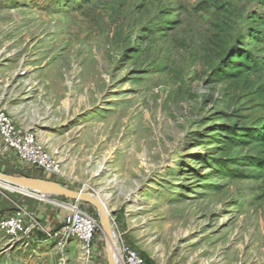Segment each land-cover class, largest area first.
<instances>
[{"label":"rangeland","instance_id":"rangeland-1","mask_svg":"<svg viewBox=\"0 0 264 264\" xmlns=\"http://www.w3.org/2000/svg\"><path fill=\"white\" fill-rule=\"evenodd\" d=\"M0 105L65 177L0 172L100 195L147 264H264V0H0ZM35 235L0 264H79Z\"/></svg>","mask_w":264,"mask_h":264},{"label":"built area","instance_id":"built-area-1","mask_svg":"<svg viewBox=\"0 0 264 264\" xmlns=\"http://www.w3.org/2000/svg\"><path fill=\"white\" fill-rule=\"evenodd\" d=\"M0 157L15 158L20 163L36 168L44 177H65L57 156L47 149L36 133L20 126L1 105ZM0 190L37 196L34 192H23L3 184H0ZM56 203L66 209L62 225L58 229L44 228L31 213L20 207L9 214L0 216V235L9 238L11 241H20L26 237L29 239L35 232H44L47 239L60 246L74 240L80 248L79 264H94L96 234L101 230L99 221L81 206V202ZM117 260L119 264H147L139 252L122 239L118 240Z\"/></svg>","mask_w":264,"mask_h":264},{"label":"water","instance_id":"water-1","mask_svg":"<svg viewBox=\"0 0 264 264\" xmlns=\"http://www.w3.org/2000/svg\"><path fill=\"white\" fill-rule=\"evenodd\" d=\"M0 184L14 187L23 192H34L37 196L62 197L68 201L87 203L98 211L99 224L106 237V252L109 264H119L113 242L115 237L112 212L109 210L104 199L98 194L85 193L61 185L58 182L42 178H32L25 175H9L0 172Z\"/></svg>","mask_w":264,"mask_h":264},{"label":"crops","instance_id":"crops-1","mask_svg":"<svg viewBox=\"0 0 264 264\" xmlns=\"http://www.w3.org/2000/svg\"><path fill=\"white\" fill-rule=\"evenodd\" d=\"M6 192V195H0V216L9 214L14 210L22 207L29 213H31L46 229L55 230L62 225L64 214L66 211H63V209L56 202H63L65 198L55 197V203L51 204L46 203L37 196H30L24 193L13 191ZM35 234L38 235V237L36 238L40 239V241H44L41 242L43 244H38L40 248L42 245H44L46 249L49 244L54 243V241L48 240L44 233L42 234L35 232L32 234V238ZM33 242H35V244L39 243L38 240ZM39 254L40 256H48L50 253H48L47 251H40Z\"/></svg>","mask_w":264,"mask_h":264},{"label":"bare ground","instance_id":"bare-ground-1","mask_svg":"<svg viewBox=\"0 0 264 264\" xmlns=\"http://www.w3.org/2000/svg\"><path fill=\"white\" fill-rule=\"evenodd\" d=\"M113 242H114V246H115V250H116V256H117V253H118V244H117V241H116L115 237H113Z\"/></svg>","mask_w":264,"mask_h":264},{"label":"trees","instance_id":"trees-1","mask_svg":"<svg viewBox=\"0 0 264 264\" xmlns=\"http://www.w3.org/2000/svg\"><path fill=\"white\" fill-rule=\"evenodd\" d=\"M250 62H251V60H248L247 63H245L244 65L248 66L250 64Z\"/></svg>","mask_w":264,"mask_h":264}]
</instances>
